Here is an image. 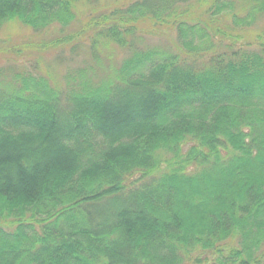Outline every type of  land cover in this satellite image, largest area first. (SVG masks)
Segmentation results:
<instances>
[{
  "label": "trees",
  "instance_id": "1",
  "mask_svg": "<svg viewBox=\"0 0 264 264\" xmlns=\"http://www.w3.org/2000/svg\"><path fill=\"white\" fill-rule=\"evenodd\" d=\"M103 1L0 0V264H264V0Z\"/></svg>",
  "mask_w": 264,
  "mask_h": 264
},
{
  "label": "rangeland",
  "instance_id": "2",
  "mask_svg": "<svg viewBox=\"0 0 264 264\" xmlns=\"http://www.w3.org/2000/svg\"><path fill=\"white\" fill-rule=\"evenodd\" d=\"M111 0H104L102 3H108ZM131 1H135V0H131ZM81 9H83V7H81ZM242 15L245 13L244 10H242ZM244 12V13H243ZM257 24V23H256ZM259 26L258 25H254V27L252 28V32L258 30ZM143 34H140V38L141 39V43H138V47L139 48H144V47H148V46H161L164 48H168L169 50H174L177 48V39H176V35L174 32L168 31V30H160V31H156V30H148V29H144L141 31ZM14 33L16 34V36H21L23 35L25 32H21L19 28H15L14 29ZM254 34H256L254 32ZM236 36V34L234 35ZM246 36V35H245ZM247 38L245 37V39H241L240 43H247ZM84 52V51H82ZM81 52V53H82ZM82 55V54H81ZM79 54V58H78V62H83V58ZM117 56V54H116ZM84 57V56H83ZM101 65L104 67H107V64L105 62V56L102 55L101 56ZM122 58V56H118V60H120ZM102 68V71H105V68Z\"/></svg>",
  "mask_w": 264,
  "mask_h": 264
}]
</instances>
